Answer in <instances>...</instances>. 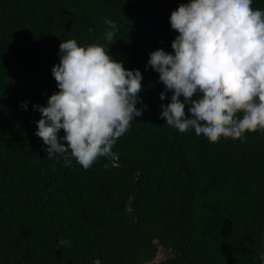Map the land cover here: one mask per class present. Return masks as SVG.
Masks as SVG:
<instances>
[{"label": "trees", "instance_id": "obj_1", "mask_svg": "<svg viewBox=\"0 0 264 264\" xmlns=\"http://www.w3.org/2000/svg\"><path fill=\"white\" fill-rule=\"evenodd\" d=\"M186 2L0 0V264H264V132L217 143L180 133L160 118L172 93L162 101L145 70L155 50L173 53L170 15ZM69 39L143 76V114L114 145L118 160L87 170L70 153L68 166L48 159L35 135L33 106L59 91L51 70Z\"/></svg>", "mask_w": 264, "mask_h": 264}, {"label": "clouds", "instance_id": "obj_2", "mask_svg": "<svg viewBox=\"0 0 264 264\" xmlns=\"http://www.w3.org/2000/svg\"><path fill=\"white\" fill-rule=\"evenodd\" d=\"M252 2L187 0L171 13L177 33L173 53L155 50L145 69L159 74L162 101L172 93L170 103L161 104L160 118L168 126L180 133L194 129L211 143L243 142L246 133L264 132V11ZM104 23L112 29L105 33L110 45L116 24L107 18ZM59 50V63L51 70L59 91L46 107L33 106L41 114L35 135L47 158L60 154L68 166L70 153L85 170L101 157L118 160L114 145L143 114L136 106L142 103L141 72L125 69L98 44L80 46L69 39Z\"/></svg>", "mask_w": 264, "mask_h": 264}, {"label": "rangeland", "instance_id": "obj_3", "mask_svg": "<svg viewBox=\"0 0 264 264\" xmlns=\"http://www.w3.org/2000/svg\"><path fill=\"white\" fill-rule=\"evenodd\" d=\"M160 257H161V254L156 255V257H155V261L159 260ZM152 263H153V262H149L148 264H152Z\"/></svg>", "mask_w": 264, "mask_h": 264}]
</instances>
